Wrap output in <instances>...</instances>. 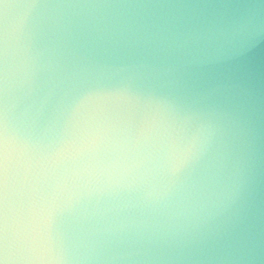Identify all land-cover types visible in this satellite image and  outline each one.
I'll return each mask as SVG.
<instances>
[{"label":"clouds","instance_id":"9594fccd","mask_svg":"<svg viewBox=\"0 0 264 264\" xmlns=\"http://www.w3.org/2000/svg\"><path fill=\"white\" fill-rule=\"evenodd\" d=\"M0 264H264V0H0Z\"/></svg>","mask_w":264,"mask_h":264}]
</instances>
